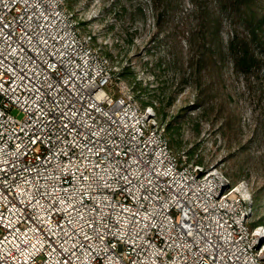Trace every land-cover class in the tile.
<instances>
[{
	"label": "built area",
	"instance_id": "1",
	"mask_svg": "<svg viewBox=\"0 0 264 264\" xmlns=\"http://www.w3.org/2000/svg\"><path fill=\"white\" fill-rule=\"evenodd\" d=\"M65 0H0V264H264L249 186L171 147Z\"/></svg>",
	"mask_w": 264,
	"mask_h": 264
},
{
	"label": "rangeland",
	"instance_id": "2",
	"mask_svg": "<svg viewBox=\"0 0 264 264\" xmlns=\"http://www.w3.org/2000/svg\"><path fill=\"white\" fill-rule=\"evenodd\" d=\"M178 155L249 186L264 222V0H65Z\"/></svg>",
	"mask_w": 264,
	"mask_h": 264
}]
</instances>
